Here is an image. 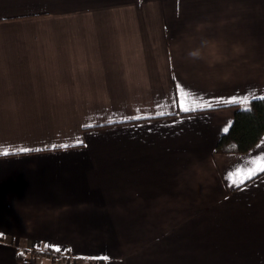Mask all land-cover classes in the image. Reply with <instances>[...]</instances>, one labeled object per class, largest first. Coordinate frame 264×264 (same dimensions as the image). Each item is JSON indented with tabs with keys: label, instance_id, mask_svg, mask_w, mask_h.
I'll return each instance as SVG.
<instances>
[{
	"label": "crops",
	"instance_id": "crops-1",
	"mask_svg": "<svg viewBox=\"0 0 264 264\" xmlns=\"http://www.w3.org/2000/svg\"><path fill=\"white\" fill-rule=\"evenodd\" d=\"M251 95L264 0H0V264H264V135L215 151Z\"/></svg>",
	"mask_w": 264,
	"mask_h": 264
},
{
	"label": "snow or ice",
	"instance_id": "snow-or-ice-1",
	"mask_svg": "<svg viewBox=\"0 0 264 264\" xmlns=\"http://www.w3.org/2000/svg\"><path fill=\"white\" fill-rule=\"evenodd\" d=\"M177 99H174L172 102L173 107H179L181 112L189 113L194 112L198 110H204V109H210L213 108L214 105L212 103H209L207 101L201 102L199 98H196L193 93H191L189 90H186L183 86L177 84ZM251 99H260L264 100V95L256 96L251 95ZM227 103H243L245 105H250V100L248 96H245L243 98H237L232 97L230 100L226 101ZM158 107H163L161 105H158ZM137 112L140 113V110L137 109ZM166 113L164 111H158L154 115L155 116H164ZM170 114V113H169ZM153 114L151 113H141L139 115H135L132 117H121L120 122H124L127 120H139L141 118H147ZM116 121L109 119L106 121L108 124H112ZM93 124H87L85 127H93ZM225 132L228 131V128L223 129ZM84 144V141L80 138H76L72 143H63L60 145L53 144L51 147L53 149L59 147L62 149H68L70 147H76L81 146ZM18 152L27 153L32 151V149L29 148H20L17 150ZM39 151V149H37ZM9 151L7 149L0 151V155H9ZM260 174H264V154L257 156L250 160L247 165L238 167L234 171L229 173V182L230 186H235L237 188H242L246 186V183L253 180L254 178L258 177ZM51 247L54 251L60 252L62 249L58 245H45V248ZM70 251V250H65ZM105 259H107L105 257Z\"/></svg>",
	"mask_w": 264,
	"mask_h": 264
},
{
	"label": "trees",
	"instance_id": "trees-1",
	"mask_svg": "<svg viewBox=\"0 0 264 264\" xmlns=\"http://www.w3.org/2000/svg\"><path fill=\"white\" fill-rule=\"evenodd\" d=\"M264 135V100L255 99L250 105L235 111L227 132L219 138L215 151L245 153Z\"/></svg>",
	"mask_w": 264,
	"mask_h": 264
}]
</instances>
